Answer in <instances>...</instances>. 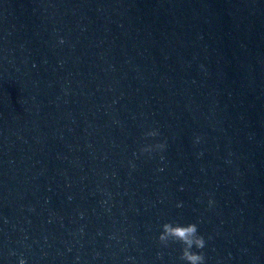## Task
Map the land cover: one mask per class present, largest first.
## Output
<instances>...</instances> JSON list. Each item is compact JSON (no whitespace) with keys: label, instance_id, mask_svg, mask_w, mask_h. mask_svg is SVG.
Instances as JSON below:
<instances>
[{"label":"water","instance_id":"95a60500","mask_svg":"<svg viewBox=\"0 0 264 264\" xmlns=\"http://www.w3.org/2000/svg\"><path fill=\"white\" fill-rule=\"evenodd\" d=\"M166 222L264 264V0H0V264H184Z\"/></svg>","mask_w":264,"mask_h":264},{"label":"clouds","instance_id":"9594fccd","mask_svg":"<svg viewBox=\"0 0 264 264\" xmlns=\"http://www.w3.org/2000/svg\"><path fill=\"white\" fill-rule=\"evenodd\" d=\"M61 43L64 41L61 40ZM146 137H157L159 132L151 130L145 133ZM199 140V138H197ZM166 142H159L155 144H144L139 149L140 154H151L154 151H164ZM163 160V156H161ZM161 171L163 169H160ZM213 203L209 200V206ZM162 231L158 235V242L163 247H168L169 243H179L181 248V255L179 260L184 264H205V254L203 249L206 246V240L203 235L199 234L196 223H189L186 226L180 224H173L166 222L162 224ZM195 249V251H194ZM158 256L162 254L158 253ZM20 264H26V261L21 259Z\"/></svg>","mask_w":264,"mask_h":264}]
</instances>
